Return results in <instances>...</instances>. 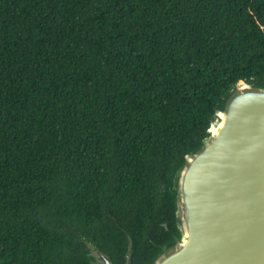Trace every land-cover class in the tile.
Wrapping results in <instances>:
<instances>
[{
    "label": "trees",
    "instance_id": "16d2710c",
    "mask_svg": "<svg viewBox=\"0 0 264 264\" xmlns=\"http://www.w3.org/2000/svg\"><path fill=\"white\" fill-rule=\"evenodd\" d=\"M240 81L264 0H0V264H150L171 192Z\"/></svg>",
    "mask_w": 264,
    "mask_h": 264
},
{
    "label": "water",
    "instance_id": "95a60500",
    "mask_svg": "<svg viewBox=\"0 0 264 264\" xmlns=\"http://www.w3.org/2000/svg\"><path fill=\"white\" fill-rule=\"evenodd\" d=\"M169 191L179 235L150 264H264V86L236 85ZM77 236L87 246L79 259L114 264L92 236Z\"/></svg>",
    "mask_w": 264,
    "mask_h": 264
}]
</instances>
